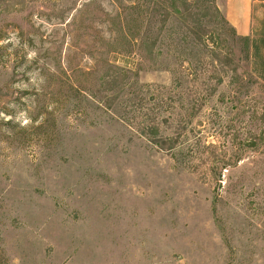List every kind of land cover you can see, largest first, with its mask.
I'll list each match as a JSON object with an SVG mask.
<instances>
[{"label":"rangeland","instance_id":"1","mask_svg":"<svg viewBox=\"0 0 264 264\" xmlns=\"http://www.w3.org/2000/svg\"><path fill=\"white\" fill-rule=\"evenodd\" d=\"M227 10L0 0V264H264V0L247 48Z\"/></svg>","mask_w":264,"mask_h":264},{"label":"crops","instance_id":"2","mask_svg":"<svg viewBox=\"0 0 264 264\" xmlns=\"http://www.w3.org/2000/svg\"><path fill=\"white\" fill-rule=\"evenodd\" d=\"M252 0H228V19L237 33L246 36L250 32L249 12ZM233 8H236V13Z\"/></svg>","mask_w":264,"mask_h":264},{"label":"trees","instance_id":"3","mask_svg":"<svg viewBox=\"0 0 264 264\" xmlns=\"http://www.w3.org/2000/svg\"><path fill=\"white\" fill-rule=\"evenodd\" d=\"M231 31L233 32V36H236L235 30L234 28H232V26H230ZM239 39H242V41L247 45L246 48L248 47V45L250 44V38L248 36H239ZM264 42V39L262 40ZM264 45V43H263ZM249 59L252 60V62L254 63V65H256V63L258 64V62H262L264 65V51H260V48L258 46V44L251 43L249 46ZM260 68L259 72H257V76L259 79H261L262 82H264V66H258Z\"/></svg>","mask_w":264,"mask_h":264}]
</instances>
